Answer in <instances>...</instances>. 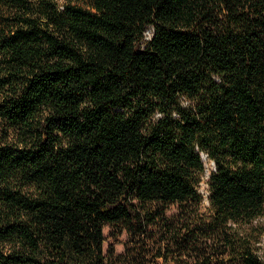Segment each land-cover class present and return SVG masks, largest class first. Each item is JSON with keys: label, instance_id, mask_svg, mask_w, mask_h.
I'll return each mask as SVG.
<instances>
[{"label": "trees", "instance_id": "trees-1", "mask_svg": "<svg viewBox=\"0 0 264 264\" xmlns=\"http://www.w3.org/2000/svg\"><path fill=\"white\" fill-rule=\"evenodd\" d=\"M263 236L264 0H0V264H264Z\"/></svg>", "mask_w": 264, "mask_h": 264}, {"label": "rangeland", "instance_id": "rangeland-1", "mask_svg": "<svg viewBox=\"0 0 264 264\" xmlns=\"http://www.w3.org/2000/svg\"><path fill=\"white\" fill-rule=\"evenodd\" d=\"M58 3L60 4H63L64 3V0H56ZM151 34H152V30L149 29L147 32H146V35H147V39H149L151 37ZM205 158V161H206V174L204 176V179H203V182L201 183V186H200V192L203 194L204 196V209L205 210H208L209 209V187H208V180H209V177H210V174L211 172L215 169V164L214 162H210ZM110 229L109 228H106L104 230V233L105 235L107 236V241L105 243V250H108V248L112 245L116 252L117 253H121L123 252V249H124V246L122 243L120 242H116L114 241L111 237H110ZM120 240H124V237H121ZM259 253L260 255L264 258V236L262 237L261 239V243H259Z\"/></svg>", "mask_w": 264, "mask_h": 264}]
</instances>
